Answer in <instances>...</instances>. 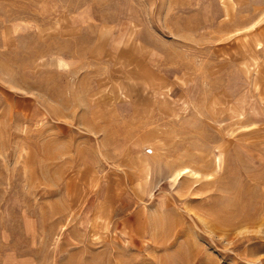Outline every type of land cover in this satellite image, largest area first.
I'll use <instances>...</instances> for the list:
<instances>
[{
  "label": "rangeland",
  "instance_id": "obj_1",
  "mask_svg": "<svg viewBox=\"0 0 264 264\" xmlns=\"http://www.w3.org/2000/svg\"><path fill=\"white\" fill-rule=\"evenodd\" d=\"M0 264H264V0H0Z\"/></svg>",
  "mask_w": 264,
  "mask_h": 264
},
{
  "label": "bare ground",
  "instance_id": "obj_2",
  "mask_svg": "<svg viewBox=\"0 0 264 264\" xmlns=\"http://www.w3.org/2000/svg\"><path fill=\"white\" fill-rule=\"evenodd\" d=\"M191 172L188 168H178L172 173V179L177 180L182 176L188 175ZM181 179V178H180Z\"/></svg>",
  "mask_w": 264,
  "mask_h": 264
}]
</instances>
